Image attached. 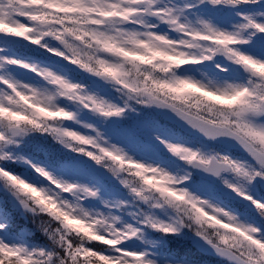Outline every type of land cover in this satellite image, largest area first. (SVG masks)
Returning <instances> with one entry per match:
<instances>
[{
  "label": "snow or ice",
  "instance_id": "obj_1",
  "mask_svg": "<svg viewBox=\"0 0 264 264\" xmlns=\"http://www.w3.org/2000/svg\"><path fill=\"white\" fill-rule=\"evenodd\" d=\"M0 264H264V0H0Z\"/></svg>",
  "mask_w": 264,
  "mask_h": 264
}]
</instances>
